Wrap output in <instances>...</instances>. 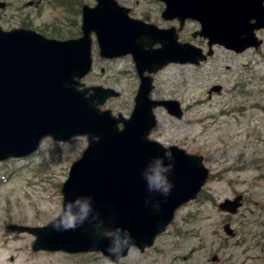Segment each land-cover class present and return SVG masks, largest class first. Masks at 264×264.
Instances as JSON below:
<instances>
[{"label": "rangeland", "instance_id": "1", "mask_svg": "<svg viewBox=\"0 0 264 264\" xmlns=\"http://www.w3.org/2000/svg\"><path fill=\"white\" fill-rule=\"evenodd\" d=\"M117 1L130 8L134 18L163 28L173 25L161 20L158 2ZM46 2L42 0L34 9L22 8V14L31 13V28L48 36L45 25L59 14ZM86 3L93 5V0ZM11 17L9 7L0 10L2 28L18 26L19 21ZM75 27L63 26V30ZM194 27L187 23L179 41H202L192 40ZM128 59L109 63L96 59L93 72L84 80L86 85L118 90L121 96L103 109L124 116L130 114L138 86ZM154 85L153 97L178 101L183 116L176 119L157 108L153 139L203 156L211 176L205 195L202 192L199 200L183 206L154 246L142 253L131 249L120 264H264V54L216 48L212 58L199 66H167L154 76ZM216 85L221 91L209 95ZM85 146V138L63 144L47 138L32 158L0 162V264H109L98 253L33 252V235L7 229L10 224L41 227L59 216L61 184ZM236 194L244 197L238 214L220 212L217 205ZM226 223L237 233L232 239L223 231ZM213 257L217 259L212 261Z\"/></svg>", "mask_w": 264, "mask_h": 264}, {"label": "water", "instance_id": "2", "mask_svg": "<svg viewBox=\"0 0 264 264\" xmlns=\"http://www.w3.org/2000/svg\"><path fill=\"white\" fill-rule=\"evenodd\" d=\"M97 1L94 10H84L85 36L78 41H46L30 32L26 35L23 31L3 33L0 30V160L32 153L47 135L60 141L77 135L88 136V148L72 165L69 178L63 185V214L78 213L81 207L78 201L89 202L92 212L85 224L75 229H64L60 217L46 228L19 229L37 236L34 250L99 251L109 257L106 251L109 236L105 234L116 229V224L127 225L133 222L134 217L142 216L143 212L136 214L134 206L156 201L158 195L148 190L144 174L155 166L156 158H161L162 165L173 164L177 172L171 190L176 206L170 208L157 229L145 233L147 238L143 235L135 238V246L143 250L165 229L175 208L196 196L207 176L200 157L189 156L175 147L164 149L147 140V134L155 125L152 105H164L170 114L181 116L175 102L154 103L148 100L151 90L149 78H141L135 107L128 120L121 116L115 119L109 111L100 112L97 108L108 97L117 96L113 90L93 89L91 109L83 104L74 105L75 93L83 99L73 75L79 70L76 64L63 67L61 63L65 58L75 56L77 60H83L81 69L84 68L85 72L90 69L88 34L92 30L99 38L101 55L131 53L140 75L150 65L159 64L160 67L168 61L197 62L198 58L193 54V59H187L184 49L178 50L173 30L157 31L131 20L127 11L119 8L113 0ZM162 1L166 4L164 19L176 17L181 22L186 18L200 20L203 25L201 35L209 38L210 45L218 43L236 52L251 46L253 30L264 27L260 0ZM106 16L108 18L104 20ZM253 18H256L257 25L249 23ZM104 42L123 48L117 52L109 51L104 49ZM157 42L161 43V49L146 50ZM72 45L79 47L73 52ZM42 61L47 62V67L42 68ZM60 84L63 87L59 88ZM58 91L60 97L68 98V103L73 105L61 101L62 107L56 109L54 96ZM119 123L123 124L122 130L118 128ZM103 131L110 137H107V143L101 144L98 137L104 134ZM113 141L115 148L110 145ZM165 150H170L174 157L165 155ZM115 159L119 162L117 166L113 165ZM102 187L105 192L100 191ZM57 224L61 226L59 230ZM111 259L116 260V257L113 255Z\"/></svg>", "mask_w": 264, "mask_h": 264}, {"label": "bare ground", "instance_id": "3", "mask_svg": "<svg viewBox=\"0 0 264 264\" xmlns=\"http://www.w3.org/2000/svg\"><path fill=\"white\" fill-rule=\"evenodd\" d=\"M175 1L176 0L171 1V2H175ZM107 18L108 17L106 16L103 19L106 20ZM72 34H73V29H71V33L66 39L70 38L72 36ZM56 35L58 37H62V38L66 37V34L63 33V32H58ZM72 44H74V43H72ZM78 47L79 46H75L74 45L73 46V52H74V50H77ZM103 47H104V49L109 50V51H113V52H117V51H119V50H121L123 48L122 46H119V47L115 48L114 44H110L109 42L108 43L104 42L103 43ZM71 59H75V56L74 57L71 56L70 58H65V61L71 60ZM44 67H47V62L46 61H44V62L42 61V68H44ZM37 71H38V69H37ZM34 72H36V71H34ZM58 86H59V88L63 87L62 84H60ZM74 92L75 91H73V93ZM79 92L82 94L83 99L81 98V95L79 93H75L74 94V97H75L74 105L83 104L84 107H86L88 109H91L90 107H91L92 95H88L87 92H81V91H79ZM68 100H69L68 98L63 99L62 97H60L59 91H58L56 96H54V105H55L56 109H60L62 107L61 101H64L66 104H69L70 106H72L73 104L72 103H68ZM86 130L88 131V128ZM107 137H110V136L106 135L105 132H104V134H102L101 136L98 137L99 138V143H101V144L107 143V141H106ZM110 145H112V148L116 147V145H114V141ZM107 152L109 153L110 151H107ZM111 159L113 160V158H111ZM118 164H119L118 159H115L114 162H113V165L117 166ZM175 171H176V169L173 168V170L171 172L165 173L166 175L169 176V180L171 182H175L174 181L175 180L174 174L176 175V173H177ZM100 191L101 192H105L104 187L100 188ZM151 193H153L155 195H158V197H157L155 202L148 203V204H138V205L133 207L135 212H136V214L143 212L142 216H139V218L134 217L133 222H131L130 224L126 223L127 225H124V224H121V223L120 224H116L117 228H122V229L129 230L131 235H132V237L134 238V241L136 240L135 238H137V237L141 238L142 235H143V238H147L145 233H149V232H151V230L157 229L158 225L160 224V222H162L165 219V217L167 216V212L170 210V208L172 206H176V202L172 199V196H174V195H172L171 193L167 197L159 195L160 193L155 191V190L151 191ZM159 204H160V207H159V209H157V206ZM164 204H166V206L163 208ZM146 207H148L147 210H145Z\"/></svg>", "mask_w": 264, "mask_h": 264}, {"label": "clouds", "instance_id": "4", "mask_svg": "<svg viewBox=\"0 0 264 264\" xmlns=\"http://www.w3.org/2000/svg\"><path fill=\"white\" fill-rule=\"evenodd\" d=\"M165 155L169 157H174L173 153L170 150L164 151ZM173 170V164L164 166L162 165L161 158H156V164L151 169L150 172H146L144 175L148 184L149 191H158L160 195L167 197L170 195L171 190L174 188V184L169 180V176L165 173H169ZM78 203L81 204L80 211L78 213H66L61 214L60 221L62 222L63 228L75 229L88 220L92 207L89 202L84 201ZM160 204L157 206L159 209ZM59 230L61 226L56 225ZM107 231V230H106ZM135 246L134 238L127 229L116 228L110 231L109 233V243L107 245L106 251L110 254L109 264H120L123 254L131 247ZM116 257V260H112V256Z\"/></svg>", "mask_w": 264, "mask_h": 264}, {"label": "trees", "instance_id": "5", "mask_svg": "<svg viewBox=\"0 0 264 264\" xmlns=\"http://www.w3.org/2000/svg\"><path fill=\"white\" fill-rule=\"evenodd\" d=\"M64 5H67L66 3Z\"/></svg>", "mask_w": 264, "mask_h": 264}]
</instances>
